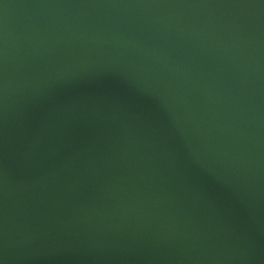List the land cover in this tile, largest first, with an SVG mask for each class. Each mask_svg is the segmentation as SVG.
<instances>
[{
  "label": "water",
  "instance_id": "95a60500",
  "mask_svg": "<svg viewBox=\"0 0 264 264\" xmlns=\"http://www.w3.org/2000/svg\"><path fill=\"white\" fill-rule=\"evenodd\" d=\"M0 264H264V0H0Z\"/></svg>",
  "mask_w": 264,
  "mask_h": 264
}]
</instances>
